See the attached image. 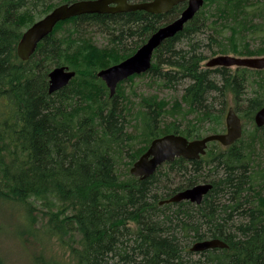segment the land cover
Returning a JSON list of instances; mask_svg holds the SVG:
<instances>
[{"label":"trees","instance_id":"trees-1","mask_svg":"<svg viewBox=\"0 0 264 264\" xmlns=\"http://www.w3.org/2000/svg\"><path fill=\"white\" fill-rule=\"evenodd\" d=\"M68 1L71 0H0V101L6 106L0 111V192L18 199L47 200L48 208L53 205L49 215L60 222L64 235L75 231L82 236L81 249L77 251L79 264H264V213L258 207L263 201L244 193L250 180L243 163L245 154L233 151L238 141L231 145L232 149L208 152L198 160L177 157L145 179L128 175L121 181L116 152H123L127 137L126 112L123 101L117 100L118 90L107 108L96 111V126L87 117L75 122L73 111L78 99L84 95L93 98V90L77 85L74 77L49 93L47 74L54 63L59 65L56 54L62 45L54 37L55 27L28 59L17 55L20 36L31 24H25V18H40ZM184 7L185 2H181L156 14L86 13L65 21L76 29L102 27L114 41L121 40L122 35L124 39L140 36L142 44ZM263 27L264 0H204L183 30L155 50L146 73L172 84L187 80L183 92L188 107L197 116L217 117L223 114L224 107L217 111L214 105L225 102L230 94L238 104L241 91L229 67L205 66L207 56L199 50L207 39L205 34L209 41L217 42L218 49H212V56L229 52L264 55V43L251 50L244 42L239 49L233 36H243L244 28ZM223 31L233 36L227 44L222 41L226 34ZM136 49L127 50L123 58ZM102 62L105 67L111 63L104 59ZM160 65L168 69H160ZM261 105L260 97L248 99L246 116L253 119ZM161 113L154 105L148 106L147 128L153 138L166 134L160 132ZM218 129L217 125L209 128L213 132ZM161 169L166 172L163 181L159 177L163 176ZM199 182L212 183L200 204H160L176 191ZM67 204L70 216L59 218ZM172 205H176L173 217L166 212ZM207 238H220L227 247L201 251L205 260L189 258L190 249L185 250L184 244Z\"/></svg>","mask_w":264,"mask_h":264},{"label":"rangeland","instance_id":"rangeland-1","mask_svg":"<svg viewBox=\"0 0 264 264\" xmlns=\"http://www.w3.org/2000/svg\"><path fill=\"white\" fill-rule=\"evenodd\" d=\"M53 1L57 2L58 0ZM257 18L259 19L260 16H257ZM37 19L39 18L27 16L24 22L25 24H28L27 22L32 24ZM106 32L105 29L96 25L79 26L76 29L69 21L58 23L53 31L54 37L60 39L62 43L56 54V61L59 65H67L69 68L76 70L73 82L84 88L90 86L93 90V98H86L84 95L83 99H78L73 111L75 122L80 117H87L90 123L96 126V111L103 107L107 108L110 105V99L116 95L110 96L109 89L104 81L96 75L98 70L105 68L102 62L103 59L105 61L109 60L111 62L109 65L119 63L124 59L127 50L133 47L138 48L137 45L140 44V36L124 39L123 35L122 39L120 38L121 40L118 39L120 44H115L113 42L119 41H114L112 36ZM225 33V31L222 32V34ZM205 35L207 39L203 40L199 50L207 56L206 62L213 57L212 49L217 50L218 48H215L217 42L209 41L208 34ZM233 36L236 37L239 49L244 42H247L249 49L254 50L264 43V27L256 30L249 28L245 30L244 28L243 36H240L239 33H235ZM233 36L231 33H226L225 38L222 39L223 43L227 44L228 38ZM226 54L242 56L233 52ZM54 66H56L55 63L50 69ZM154 66L158 67L156 62H154ZM160 66V69H168L162 67V65ZM228 70L232 79L237 77L241 98L237 104L233 94H230L225 102L214 105L217 111L224 107L223 114L217 117L197 116L188 107L183 92L187 80L172 84L145 73L134 75L118 84L117 94L119 96L117 100L119 102L123 101V109L126 112L127 137L123 152H116L117 172L121 181L128 179V175L137 178L130 173L133 164H131V161L133 158L137 159L153 139L149 127L147 128L148 106L154 105L157 109L162 110L159 116L160 132L177 134L174 132V130H177L182 135L190 133L191 136L187 137L190 140L203 138L212 133L225 132L226 112L228 107L232 106L243 124V133L240 140L234 148L232 146L226 148L218 141L211 142L205 155L208 152L232 148L233 151L240 154L244 153L246 161H243V163L246 164L245 169H247L250 180L246 185L248 190L244 193H246V196L252 194L253 198L261 199L260 201H263L261 206H258V203L255 204L264 213V127L258 128L254 123V119H249L245 114L248 99L260 97L262 98V104L264 103V69L232 66ZM5 108V104L1 100L0 111ZM173 109L176 111H173ZM165 125H169L170 128ZM213 125H217L218 131L209 130ZM142 147H144L143 150L138 154L137 151ZM136 154L138 156L135 158ZM208 161H211V159ZM160 173L163 176L159 175V177L163 181L166 172L161 169ZM204 173H207V169L204 170ZM210 179L208 178V180ZM224 200H226L225 197ZM49 204L47 200H33L32 197L18 199L13 194L8 195L0 192V262L3 264H79L77 251L81 249L82 236L75 231L64 235L65 229L63 230V226L49 215L51 207H53L52 205L48 208ZM191 208H194V206H191ZM175 209L176 205H172L166 209V212L173 217ZM70 210L71 208L67 204L66 210L58 215L59 218L67 219L70 216L67 214ZM194 242L185 243V250H189ZM190 253L189 258L193 260L206 259L200 252L190 251Z\"/></svg>","mask_w":264,"mask_h":264},{"label":"water","instance_id":"water-1","mask_svg":"<svg viewBox=\"0 0 264 264\" xmlns=\"http://www.w3.org/2000/svg\"><path fill=\"white\" fill-rule=\"evenodd\" d=\"M186 2V6L173 20L161 25L149 35L147 40L129 57L103 68L97 72L109 88L110 95L115 93L117 84L133 74L148 71L152 62V55L165 39L173 37L183 30L204 4V0H146L127 3L126 0H74L61 3L53 7L40 19L34 21L20 36L16 45L17 55L28 59L35 51L38 43L52 32L56 23L70 17L85 13H106L115 11L143 10L149 13H164L178 3ZM118 6L113 7L111 4ZM207 67H247L251 69H264V55L262 56H235L218 54L209 58ZM48 91L52 93L67 85L74 77L75 71L67 66H57L48 72ZM258 128L264 126V103L257 109L253 116ZM226 131L212 133L203 138L189 140L181 134L168 133L151 140L148 148L135 160L130 168V173L140 179H145L156 172L158 167L166 162H171L177 157L187 160H198L206 153L208 143L218 141L223 146H230L242 136V121L235 109L230 106L225 116ZM212 189V183L202 182L173 193L162 203H178L189 201L200 204L203 197ZM227 243L220 238H207L194 242L190 251L201 252L214 248H226ZM0 264H3L0 262Z\"/></svg>","mask_w":264,"mask_h":264},{"label":"flooded vegetation","instance_id":"flooded-vegetation-1","mask_svg":"<svg viewBox=\"0 0 264 264\" xmlns=\"http://www.w3.org/2000/svg\"><path fill=\"white\" fill-rule=\"evenodd\" d=\"M132 1H135V0H128V2H132ZM111 6L113 7H117L118 5L117 4H112ZM124 12H128V11H115V12H108L110 14H116V13H124Z\"/></svg>","mask_w":264,"mask_h":264},{"label":"bare ground","instance_id":"bare-ground-1","mask_svg":"<svg viewBox=\"0 0 264 264\" xmlns=\"http://www.w3.org/2000/svg\"><path fill=\"white\" fill-rule=\"evenodd\" d=\"M256 191V190H255ZM216 209V208H215ZM224 227V226H223Z\"/></svg>","mask_w":264,"mask_h":264}]
</instances>
